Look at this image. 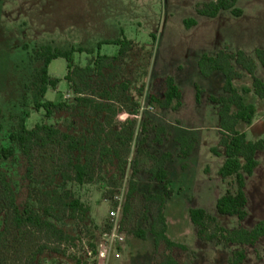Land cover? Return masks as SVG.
Wrapping results in <instances>:
<instances>
[{"label": "rangeland", "instance_id": "rangeland-1", "mask_svg": "<svg viewBox=\"0 0 264 264\" xmlns=\"http://www.w3.org/2000/svg\"><path fill=\"white\" fill-rule=\"evenodd\" d=\"M214 1H0V148L14 150L10 159L0 160V172L10 183L21 210L30 207L37 212L39 206L47 207V191H69L89 210L84 217L77 214L68 218V212L64 213L58 228L69 240L63 243L62 254L45 253L33 262V253L41 245L39 236L33 238L28 231L21 233L10 227L0 241V264H95L89 253L96 251L113 224L125 233L126 243L119 259L110 254L104 264H231L233 256L242 250L246 251L243 264H264V239L254 248L228 245L220 239L202 241L189 216L191 209H200L215 218L219 227H240L237 218L216 211L217 201L234 184L233 179L223 182L219 177L224 154L219 148L218 107L208 100L210 95H225L221 86L224 77L221 73L202 77L198 61L203 55L215 56L224 49L229 53L247 52L258 66V75L264 77V67L256 57L257 50H264V0H237L241 17L229 11H221L214 19L198 15L199 6ZM187 20L197 25L187 29ZM118 40L131 42L132 50L107 63L101 73L74 75L72 83L65 79L67 61H53L49 74L58 83L56 88L48 89L41 102H52L62 109L54 110L50 117L44 110L35 109L33 96L38 93L43 66L35 57L40 46L50 45L62 52L74 50L75 70L91 65L98 56L117 57L120 46L106 42ZM80 49L85 52L80 53ZM233 67L242 74L234 86L238 90L250 88L246 72L235 62ZM167 76L182 91L183 105L177 111L148 103L150 95H162L161 80ZM195 86L202 91L200 104L196 103ZM246 102L264 116V100L249 94ZM21 123L29 130L37 125L51 126L82 140L84 150L81 155L68 154L66 143L58 141L39 143L29 156H24L9 141ZM249 127L243 125L241 131ZM160 128L166 134L160 135L159 145L155 136ZM181 138L194 145L188 157L183 156L185 149L178 144ZM247 139L255 141L250 134ZM165 153L172 158L166 167L168 181L160 185L151 181L149 156L159 158ZM71 159L89 165L85 184L63 182L61 174L71 171ZM258 159L260 166L247 179L249 216L241 224L246 230L264 220V155ZM131 182L136 184V192L125 215ZM165 189L171 191L163 205L166 237L178 246L171 249L164 242L157 245L151 233L158 207V202L151 199L164 194ZM120 204V217L112 223L109 213ZM4 222L3 214L0 232ZM216 228L208 224L207 235L214 234ZM139 231L146 234L144 239L137 237Z\"/></svg>", "mask_w": 264, "mask_h": 264}, {"label": "trees", "instance_id": "trees-1", "mask_svg": "<svg viewBox=\"0 0 264 264\" xmlns=\"http://www.w3.org/2000/svg\"><path fill=\"white\" fill-rule=\"evenodd\" d=\"M4 1V0H0ZM237 0H215L209 4H203L197 8V13L201 17L214 19L221 11H229L234 17H241L242 11L236 8ZM187 29H191L197 25L194 20L184 22ZM120 46L117 57L110 58L108 56H98L96 60L84 69H73V53L74 50L62 52L54 49L52 46H40L35 52L37 61L43 63L39 71L37 94L33 96V102L37 111L44 110L46 116L50 117L54 110L62 109L61 105L52 102L42 103L41 98L45 97L49 88H56L58 81L53 80L49 76V66L57 59H65L68 63V74L66 81L72 83V77L82 76L90 77L94 72L101 73L108 65L119 58L124 57L132 50L133 44L127 40L106 42ZM80 53L84 50H78ZM92 55L93 52L88 51ZM256 57L260 64L264 67V50H257ZM233 62L240 66L251 79V88H242L238 90L234 86V81L241 78V74L235 71ZM198 70L202 77L209 78L215 73H221L224 77L223 92L224 96H209L208 100L218 107L217 115L219 119L220 142L219 148L223 149L224 164L219 170V177L223 182L233 179V189L227 190L225 194L217 201L216 211L219 215L225 217H235L240 223V227L234 230H227L217 225V220L206 214L204 210L191 209L189 212L191 223L198 229V236L202 241L212 242L216 239L224 241L228 245H237L240 247L254 248L264 239V220L259 222L252 230H246L241 224L248 218V196L246 193L247 179L251 178L260 166L257 161L258 155H264V139L258 141H249L241 127L251 126L256 115V108L246 102V96L252 92L256 97L264 100V83L256 77V65L254 60L247 56L244 52L229 53L228 49L219 51L215 56L203 55L198 61ZM164 90L160 97L150 95L149 106H156L162 110H179L183 105L182 91L177 86L175 80L167 76L161 80ZM196 103L200 104L202 91L195 86ZM1 114V111H0ZM0 125V132H1ZM166 134L164 128L157 129L155 143L162 144L160 135ZM12 145H17L24 156H29L34 146L42 143L47 145L51 142L62 141L66 143L65 150L68 154L81 155L83 152L82 140L72 136L62 134L60 131L47 125H37L33 129H27L24 123L19 126L17 133L9 136ZM179 146L183 150V156L188 157L194 150V145H189L184 138L178 140ZM215 156H219L218 150L213 149ZM14 154L12 147L0 148V160H8ZM172 156L169 153L163 154L161 157L149 156L152 167L149 175L152 182L160 185H166L168 181L167 164ZM70 172H63L61 178L63 182H74L77 185H83L88 181L89 165L81 160H69ZM136 192V184L131 182L124 206V214L126 215L130 209V202ZM46 195L50 200L49 205L40 207L37 212L27 207L21 210L17 203L13 189L8 182L5 174L0 172V215L5 216L4 229L0 232V241L6 236L10 227H14L17 232L23 233L28 231L33 238L39 236L41 245L37 251L33 253L31 262L35 261L38 256L45 253L62 254L63 243L69 240L68 235L60 228L58 223L65 219L68 212V218H74L77 214L84 217L88 212V208L73 197L69 191H63L61 194L56 191H47ZM171 191L165 189L164 194L153 196V201L158 202V207L153 216L151 233L154 236L155 243L158 245L164 242L168 248L178 247L166 237L167 224L163 212L165 199L169 198ZM216 225V231L212 235H207V225ZM16 232V233H17ZM146 234L139 231L137 237L144 239ZM94 255L96 253L94 252ZM231 264H243L246 260V251L242 250L233 256Z\"/></svg>", "mask_w": 264, "mask_h": 264}, {"label": "built area", "instance_id": "built-area-1", "mask_svg": "<svg viewBox=\"0 0 264 264\" xmlns=\"http://www.w3.org/2000/svg\"><path fill=\"white\" fill-rule=\"evenodd\" d=\"M121 212L122 206L120 204L114 210H111L109 220L115 223L119 219ZM115 228H117L116 224L111 225V229L108 231L109 233L104 234L101 242L96 247V255H94L93 251L89 253L90 256L93 254L95 264H104L110 254H113L116 259L121 257V249L126 243V235Z\"/></svg>", "mask_w": 264, "mask_h": 264}, {"label": "crops", "instance_id": "crops-1", "mask_svg": "<svg viewBox=\"0 0 264 264\" xmlns=\"http://www.w3.org/2000/svg\"><path fill=\"white\" fill-rule=\"evenodd\" d=\"M241 50V49H240ZM246 54L249 56V57H253L251 55V53H247ZM255 62V61H254ZM255 65H256V71H255V75L257 76V78H259L263 83H264V77H260L258 75V66L255 62ZM50 67V66H49ZM238 72V71H237ZM239 73V72H238ZM241 74V73H239ZM242 75V74H241ZM50 76V74H49ZM214 76V74L209 77V78H212ZM223 86V80H222V85ZM248 88V87H247ZM251 88V87H250ZM251 94H254L253 92ZM212 96V95H210ZM256 108V107H255ZM245 134L246 136L248 137V135H252L253 138H255V141H258V140H261L264 138V116L261 115V112H259V110L256 108V118H255V121L252 123V125L249 127V129L247 131H245ZM253 141V142H255ZM259 156V155H258ZM258 156H257V161L259 162V159H258ZM225 160V158H224ZM224 164V163H223ZM260 164V162H259ZM223 166V165H222ZM257 171V170H256ZM255 171V172H256Z\"/></svg>", "mask_w": 264, "mask_h": 264}]
</instances>
